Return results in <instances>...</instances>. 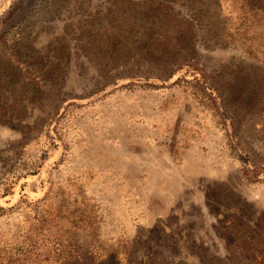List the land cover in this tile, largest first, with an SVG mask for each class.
<instances>
[{"label":"rangeland","instance_id":"obj_1","mask_svg":"<svg viewBox=\"0 0 264 264\" xmlns=\"http://www.w3.org/2000/svg\"><path fill=\"white\" fill-rule=\"evenodd\" d=\"M117 1L0 0V35L15 6L25 11L0 39V256L21 258L41 215V255L75 237L135 242L144 262L225 264L239 254L222 222L264 240V184L243 177L221 116L187 82L115 80L123 67H101L97 39ZM173 5L193 13L188 0ZM205 31L195 59L216 80L256 63L243 44L208 47ZM248 134L254 159L264 157V125Z\"/></svg>","mask_w":264,"mask_h":264},{"label":"trees","instance_id":"obj_2","mask_svg":"<svg viewBox=\"0 0 264 264\" xmlns=\"http://www.w3.org/2000/svg\"><path fill=\"white\" fill-rule=\"evenodd\" d=\"M174 1L115 2V24L97 39L105 61L101 67H123L115 80L127 77L164 84L177 76L187 82L191 91L210 100L221 116L228 144L244 162L243 177L264 184V157L254 159L247 138L252 129L264 125V0H188L193 10L188 17L177 13ZM22 5L15 6L1 25L7 26L15 17L10 28L15 27L25 14L20 10ZM5 26L3 35L9 29ZM199 26L205 27L208 47L223 42L243 44L256 63L249 68L243 62L233 63L228 74L232 79L216 80L196 63ZM5 103L0 94V112L8 108ZM42 217L38 216L39 227L27 234L30 237L26 243L22 240L17 247L21 258L0 256V264H31L33 257L38 258L37 264H173L154 258L139 261L135 258V242L116 247L94 238L56 241L50 253L41 255L32 235L38 236L45 228ZM221 228L229 229L231 244L239 254L229 257L225 264H264V240L257 231L240 228L233 220L222 222Z\"/></svg>","mask_w":264,"mask_h":264}]
</instances>
